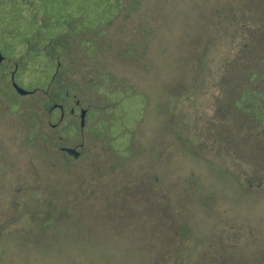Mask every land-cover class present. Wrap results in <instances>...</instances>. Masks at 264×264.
Returning <instances> with one entry per match:
<instances>
[{
	"label": "rangeland",
	"instance_id": "obj_1",
	"mask_svg": "<svg viewBox=\"0 0 264 264\" xmlns=\"http://www.w3.org/2000/svg\"><path fill=\"white\" fill-rule=\"evenodd\" d=\"M0 53V264H264V0H0Z\"/></svg>",
	"mask_w": 264,
	"mask_h": 264
},
{
	"label": "flooded vegetation",
	"instance_id": "obj_2",
	"mask_svg": "<svg viewBox=\"0 0 264 264\" xmlns=\"http://www.w3.org/2000/svg\"><path fill=\"white\" fill-rule=\"evenodd\" d=\"M2 65V63L0 64V66ZM58 72V71H57ZM15 75V72H13L12 73V77ZM53 79L55 80V75H54V77H53ZM12 82H13V80H12ZM34 94V93H33ZM50 96V98L48 99L50 102H51V108H50V113L52 114L54 111H56V112H60V114H61V121H63L64 120V118H65V116H66V112H67V108H66V106L64 105V104H58V103H56V102H54L53 101V99H52V97H51V95H49ZM66 97L67 98H69V94H67L66 95ZM65 97V98H66ZM64 102V101H63ZM76 109H71L70 111H69V113L71 114V115H76V110H77V108H79L80 107V102L79 101H77L76 102ZM84 111V109H82V108H80V113H79V115H80V119H81V127L83 128V126H82V112ZM85 111H87V110H85ZM87 114H88V111H87V113H86V117H87ZM86 119V118H85ZM62 124V123H61ZM54 128H60L61 127V125H60V123L59 124H56V125H52ZM63 151L64 152H66V153H68V154H70V155H73V156H75V157H78L79 156V152H77L75 149H70V148H63Z\"/></svg>",
	"mask_w": 264,
	"mask_h": 264
},
{
	"label": "trees",
	"instance_id": "obj_3",
	"mask_svg": "<svg viewBox=\"0 0 264 264\" xmlns=\"http://www.w3.org/2000/svg\"><path fill=\"white\" fill-rule=\"evenodd\" d=\"M243 1V0H242ZM61 40H65L64 38H61ZM61 40L59 39V40H56V41H54V45H56V46H59V45H61L62 43H61ZM62 66V65H61ZM60 78H61V73H60V71H58V72H56V74H55V80H56V83L58 84L59 83V81H60ZM58 87V86H57ZM58 93L57 92H54V93H52V99H53V101L54 102H59V101H61V100H63V99H65V98H61V97H64L63 95H65V93H66V91L64 90V88H63V86H59L58 87ZM244 93H248V94H251V93H253L254 95V97H252L251 99L253 100V102H257L256 101V97H257V95H261L260 93H257V92H252V91H248V90H245V92ZM58 94H59V96H58ZM249 97H251L250 95H249ZM250 103V102H249ZM245 104H248V103H245ZM50 105H51V102L50 101H47V103H46V107H50ZM251 105L250 104H248V106H246V107H250ZM253 107H254V105H253ZM251 108V107H250ZM252 109V108H251ZM254 109L256 110V109H259L258 107H254ZM256 115V114H255ZM254 115V116H255ZM260 115H256V117H259ZM260 119H262V124L264 123V117L262 116V117H259Z\"/></svg>",
	"mask_w": 264,
	"mask_h": 264
},
{
	"label": "water",
	"instance_id": "obj_4",
	"mask_svg": "<svg viewBox=\"0 0 264 264\" xmlns=\"http://www.w3.org/2000/svg\"><path fill=\"white\" fill-rule=\"evenodd\" d=\"M4 60V57L2 56V54L0 53V64L3 62ZM13 86L15 88V90L17 91L18 94L22 95V96H27L29 94H32V93H29L27 91H25L24 89L20 88L16 83L15 81L13 80ZM86 113L87 111H83L82 112V126L84 127L85 125V118H86Z\"/></svg>",
	"mask_w": 264,
	"mask_h": 264
}]
</instances>
